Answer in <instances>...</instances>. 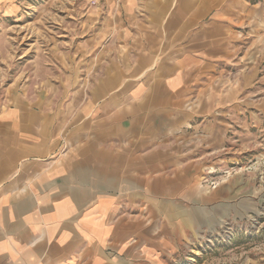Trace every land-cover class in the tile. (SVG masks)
Returning <instances> with one entry per match:
<instances>
[{
  "label": "crops",
  "instance_id": "0c3cea01",
  "mask_svg": "<svg viewBox=\"0 0 264 264\" xmlns=\"http://www.w3.org/2000/svg\"><path fill=\"white\" fill-rule=\"evenodd\" d=\"M110 2L61 98L0 110V264H170L240 200L191 143L256 107L264 0Z\"/></svg>",
  "mask_w": 264,
  "mask_h": 264
},
{
  "label": "rangeland",
  "instance_id": "374dc122",
  "mask_svg": "<svg viewBox=\"0 0 264 264\" xmlns=\"http://www.w3.org/2000/svg\"><path fill=\"white\" fill-rule=\"evenodd\" d=\"M110 1L120 2L0 0V110L13 93L24 98L31 89L61 98L74 69L84 66L90 25L105 22ZM251 98V112L226 116L225 142L216 150L203 142L206 133L192 137V156L214 171L211 187L233 184L240 200L223 201L220 226L194 237L170 264H264V78Z\"/></svg>",
  "mask_w": 264,
  "mask_h": 264
}]
</instances>
